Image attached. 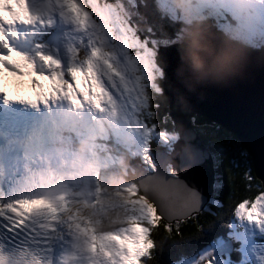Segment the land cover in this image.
I'll use <instances>...</instances> for the list:
<instances>
[{
    "label": "snow or ice",
    "instance_id": "obj_1",
    "mask_svg": "<svg viewBox=\"0 0 264 264\" xmlns=\"http://www.w3.org/2000/svg\"><path fill=\"white\" fill-rule=\"evenodd\" d=\"M56 2L80 33L82 48L73 50L67 65L44 52L21 51L15 43L21 38L18 26L51 20L41 19L29 0H0V103L66 107L77 117L87 113L97 124L106 119L111 136L96 143L123 148L147 171L115 193H107L96 179L91 201L71 198L76 193L66 185L59 189L32 176L25 179L18 195L0 198V264H147L157 243L153 232L162 230L165 239L182 235L202 206L177 173L158 177L152 157L154 140H177L174 122L161 127L169 121L157 119L159 104L153 107L152 101L156 57L169 65L175 61L176 48L168 43L174 36L166 35L163 17L157 21L152 15L155 0ZM76 122L64 117L65 125ZM81 126L88 131L86 121ZM230 181L242 193L231 212L264 233V180L244 172ZM108 212L120 215L108 220ZM254 247L253 259L264 264L257 258H264V245ZM201 264H214L213 258Z\"/></svg>",
    "mask_w": 264,
    "mask_h": 264
},
{
    "label": "water",
    "instance_id": "obj_2",
    "mask_svg": "<svg viewBox=\"0 0 264 264\" xmlns=\"http://www.w3.org/2000/svg\"><path fill=\"white\" fill-rule=\"evenodd\" d=\"M198 27L210 43L227 41L245 53L231 69L191 68L180 56L181 43L172 44L176 58L170 65L157 57L163 69L161 85L180 135L172 154H156L157 176L167 178L171 162L179 180L199 195L201 212L213 192L216 171L212 153L194 123L216 122L234 133L251 154L256 175L264 180V48L237 43L216 29ZM141 171L136 175L138 181L147 170ZM115 178L116 183L128 184L122 176L121 182Z\"/></svg>",
    "mask_w": 264,
    "mask_h": 264
},
{
    "label": "trees",
    "instance_id": "obj_3",
    "mask_svg": "<svg viewBox=\"0 0 264 264\" xmlns=\"http://www.w3.org/2000/svg\"><path fill=\"white\" fill-rule=\"evenodd\" d=\"M161 1L155 0V7L151 9L152 15L157 21L161 17L164 18L163 22L168 26L166 35L174 36L175 39L179 37L178 27H182L185 22L175 18V6L171 0ZM142 2L148 4L150 0H142ZM201 22L208 27L219 30L223 29L222 26H225L226 22H229L232 27L237 24L232 15H228L227 20L212 16L203 18ZM141 27H146V25H141ZM174 39H170L168 43ZM165 97L163 93H159L156 98V101L160 103L158 108L159 119L164 117L165 120L169 121L168 125H161V127H172V120L168 114L169 104ZM196 128L214 155L217 183L211 199L212 202L207 205L204 212L198 214V220H193L192 227L182 229V235H172L165 239L162 230L159 233L154 231L152 235L153 239L157 241L156 248L147 264H174L182 258L189 257L199 245H206V240L202 236L205 235L210 238L213 235L218 236L221 232L228 231L229 218L226 216L232 213L230 209L235 199L242 195V193L234 191L230 176L238 177L241 173L251 172L253 176L259 179L255 174L251 155L235 134L219 124L205 123L196 125ZM204 232H208L209 235L204 234Z\"/></svg>",
    "mask_w": 264,
    "mask_h": 264
},
{
    "label": "rangeland",
    "instance_id": "obj_4",
    "mask_svg": "<svg viewBox=\"0 0 264 264\" xmlns=\"http://www.w3.org/2000/svg\"><path fill=\"white\" fill-rule=\"evenodd\" d=\"M202 2H205L207 0H201ZM210 4L212 5H221L222 8H225L228 4L226 0H215L216 4L209 0ZM32 3V10L34 12H37L40 14L41 19H43L42 14H44V20H51L53 16H59L60 20H63L62 26L65 28L64 35L62 34L60 37V40L57 41H50L49 34L52 28V23L44 24L41 26L40 24H36L33 27H24L27 29V34L23 32L22 34H25L23 38H20L19 41H15L17 43V47L24 52H27L31 56H35L36 52H44L46 54L53 55L56 57L62 64L67 65L69 63V60L71 57H73L74 49H80L82 48L80 44V33L76 30V25L72 22H70L67 18L61 16L62 9L58 7L56 0H31ZM230 5H240L244 9L251 8L252 11L264 15V0H231ZM44 5V8L41 10V6ZM232 8V6H231ZM42 11V14H41ZM254 18V17H253ZM253 24V23H252ZM254 25V24H253ZM189 28V27H188ZM31 39L34 40L33 43H31ZM25 45L26 49H21V46ZM81 55H84L83 51H81ZM159 66L154 67L153 72V80H152V92L153 89L155 91H160L161 89L158 86V83H155L156 78L160 79L162 76V72L160 69H158ZM160 77V78H159ZM157 84V85H156ZM63 109V108H62ZM66 110H68L66 108ZM63 110H61L62 112ZM69 111V110H68ZM67 115H71L74 120L77 122L74 124H68L65 125L63 120L64 127L72 128L75 130L76 128H82L81 121H86V118H88V114H82V116L77 117L75 114L69 113ZM85 117V118H83ZM79 120V121H78ZM92 121V120H91ZM67 128V129H68ZM92 131L93 135L97 139H92L91 143L88 144L87 147H82L84 151H87V153L83 156L78 155L77 153H69L71 157L76 159H81L82 164L80 167L74 168L76 179L84 185V187L88 190L87 194L90 192L89 195L86 194V196L82 197L81 200L85 201H91L94 195V190L96 187V179L99 181V185L106 189L107 193H115L117 188L122 183H116L113 181L112 177H110V174H119L123 168L129 164L130 160H133L129 155L126 158V161L122 157L121 154H115L114 152H111L109 150H106L102 143L97 144L96 142L100 140L101 138H107L111 136V131L109 129V125L107 121H104L103 124H97L92 121V129H89ZM174 134L177 135L175 131H173ZM165 144L167 147H171L173 144V141L169 140L167 143H165L162 140H157ZM7 149L12 150L14 149V146L12 145V140H8L7 143ZM37 150H46L47 145H39L36 147ZM90 152H89V151ZM92 153V154H91ZM153 157V156H152ZM18 160H21L19 158ZM138 160V159H136ZM154 160V159H153ZM134 161V160H133ZM12 162V160H11ZM155 162V161H154ZM88 167V169L94 171V179L92 182L90 180L93 178L92 174L89 172H85L86 176H83L82 169ZM98 173V176L96 175ZM126 173V172H125ZM127 175V174H126ZM85 177V178H84ZM246 228V232L248 235L254 236L255 234H258V230L254 229L252 226L245 224L242 222ZM264 245L262 243H256V242H248L245 246H243L242 251L244 252L243 257L244 260H248V264H256V261L253 259V254L256 252V248L254 246ZM211 247L205 248L207 250L202 249L198 254H196L193 257H190L186 260H182L178 264H201L202 260H206L209 257L213 258L214 264H233L232 263V257L228 256H214L211 254ZM246 249V251L244 250ZM258 259H264L257 257ZM246 264V263H243Z\"/></svg>",
    "mask_w": 264,
    "mask_h": 264
},
{
    "label": "clouds",
    "instance_id": "obj_5",
    "mask_svg": "<svg viewBox=\"0 0 264 264\" xmlns=\"http://www.w3.org/2000/svg\"><path fill=\"white\" fill-rule=\"evenodd\" d=\"M178 2L187 3L188 0ZM179 53L182 60L195 69H231L245 55L240 48L227 41L215 45L210 43L198 26L186 31Z\"/></svg>",
    "mask_w": 264,
    "mask_h": 264
},
{
    "label": "bare ground",
    "instance_id": "obj_6",
    "mask_svg": "<svg viewBox=\"0 0 264 264\" xmlns=\"http://www.w3.org/2000/svg\"><path fill=\"white\" fill-rule=\"evenodd\" d=\"M159 1H161V0H159ZM161 2H163V1H161ZM30 6H32V3H31ZM248 10H251V8H248ZM253 17L255 18L256 16L253 15ZM262 18L264 19L263 16H262ZM81 47H82V46H81ZM38 107H39V110H40V109L44 110L43 104L39 105ZM18 108H26L27 111H24V112H25V115H30V114L32 115V114H34L35 111L37 110V108H33V107H31L30 105H27V104H25L24 106H21V104H14V105L12 106V108H11L12 110H14V111H13V114H12V118H13L12 124L14 123V130H16V129L18 128L16 122H18L19 125H21V124L25 123V121H28V117L23 116V115L19 112V109H18ZM11 112H12V111H11ZM41 115H42V114H41ZM41 115H40V112H39V114H38L36 117L40 118ZM21 121H22V122H21ZM36 121H38V120H36ZM20 122H21V123H20ZM23 125H24V124H23ZM88 151H89V150H88ZM89 152H90V151H89ZM91 154H92V153H91ZM1 164H2V167H3V162H1ZM73 181H74V183L78 186V191H77V194H76L77 199H80V198L86 196L87 192H85V191H84V188H82V187H83L82 183L78 182V180L76 179V177H74V180H73ZM2 188L4 189L3 185H2ZM0 193H1V194H0V198H3L4 191H1ZM88 194H89V193H88Z\"/></svg>",
    "mask_w": 264,
    "mask_h": 264
}]
</instances>
